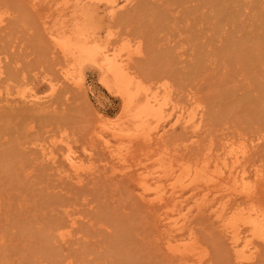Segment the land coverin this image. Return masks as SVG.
<instances>
[{"label": "rangeland", "instance_id": "374dc122", "mask_svg": "<svg viewBox=\"0 0 264 264\" xmlns=\"http://www.w3.org/2000/svg\"><path fill=\"white\" fill-rule=\"evenodd\" d=\"M55 1L0 0L5 13L0 37L6 39L0 44L1 70L19 67L17 78L1 82L2 96L10 88L43 98L41 105L0 102V264H180L163 244L156 210L139 198L133 176L149 175L157 182L151 186L168 188L178 180L181 162H193L210 148L212 156L224 155L231 145L255 156L247 167L251 175L264 165V2L157 0L166 14H141L117 25L105 0H98L97 18L89 19L86 6L80 11L85 23L76 26L73 20L66 27L57 11L66 2ZM195 4L197 13L183 17L178 11ZM232 11L238 14L228 19ZM72 33L94 39L89 46L103 49L97 60L79 50L63 55L57 40L75 37ZM115 49H123L120 60L149 87L140 97L146 108L163 107L140 137L121 135L136 124L124 113L122 96L109 90L98 63L105 50ZM68 70L84 78L85 88L64 78ZM30 104L38 117L12 126ZM183 115H191L193 129L200 123L197 134L179 122ZM67 153L83 161L82 169L68 168L62 158ZM160 156L169 157L166 165L177 164L175 171L158 166ZM194 228L209 262L234 264L214 218L201 219ZM257 251L246 264H264V241Z\"/></svg>", "mask_w": 264, "mask_h": 264}, {"label": "bare ground", "instance_id": "6f19581e", "mask_svg": "<svg viewBox=\"0 0 264 264\" xmlns=\"http://www.w3.org/2000/svg\"><path fill=\"white\" fill-rule=\"evenodd\" d=\"M65 2L67 8L70 6L72 7H70L71 9L69 8L70 10H67L66 7L60 8V6L58 7L59 9L56 10L58 11V15L60 14L59 20L63 18L61 19L62 23L66 27H69L73 20L76 26H82L85 23L87 17L80 13L83 7L88 6L91 8V13L88 14L89 19L97 18L98 16V10L100 7V2L98 0H76L73 5L68 3L69 0H65ZM253 2V0H242V3L245 4V6H248ZM53 3H51V6ZM55 3L57 2L55 1ZM36 4L37 3L33 5L36 6ZM162 5L163 4H157V0H123L122 3H119L117 0H105V8L108 17L110 18V21L114 22L113 24L117 23V25H119V23L120 25H123L125 22L127 23L141 14H166L167 9H162ZM51 6L50 8L52 10ZM180 6L181 5L178 7ZM199 6V4H195L190 7L183 6L180 7L178 11L182 12L183 17H187L196 10L197 13L199 11ZM200 11L204 10L200 9ZM237 14V12L232 11L228 15V19L235 18ZM3 16H5V13H0V24L4 21ZM48 16L50 17L51 15ZM68 17L69 19H67ZM263 19L261 18V20ZM7 20L8 19L5 21ZM10 20L11 19L9 18V21ZM13 20L10 22H13ZM10 22L8 23V26H10ZM261 24H264V21H261ZM0 31L2 32L4 30L0 29ZM50 35L53 37L54 33L50 31ZM71 35L75 36L76 34L72 33ZM1 37L2 40H0V44L2 45L6 39L5 35H2ZM93 40L94 39H92L91 36L87 35H77L73 38L67 36L61 40H57V45L60 47L66 58H69L71 54L79 50V54L88 53L92 59L97 60L103 49L98 45L90 47L89 43L94 42ZM122 50L118 51L115 49L112 52L110 50H105L98 63L101 71L104 73L103 75L105 76L106 85L109 90L116 91L122 96L125 102L124 113L128 115V120L133 122V126L134 123L136 124L133 127V129H136H132L133 132H129V134L122 132L121 135L140 137L141 135L150 132V123H148V121L151 118L159 116L162 113L163 107L161 104H158L156 106L153 105L152 108H146L144 104L145 102L141 100L140 97L142 95H148L146 91L149 87L145 86L143 84L144 82H140V74L136 76L137 73H131L130 71L132 68L126 66L122 62L123 60H120ZM166 50H168V48ZM166 59L171 64L175 63L174 57L171 58V56L168 55ZM10 62L13 64V61L10 60ZM4 64L5 62L3 63V59L0 57V102L2 100H6L9 103L31 102V104L41 105V99L43 100V98L39 96L36 91L26 94L20 90L10 91V88H7V97H3L5 95L1 87V82L4 79H8L10 81L14 80V78H17L19 74V67L17 68V66L14 68L10 67L8 70L5 69L7 70L6 73L4 69L2 71L1 68ZM6 64L10 66L9 62H6ZM129 68H131L130 71ZM138 70L136 72H138ZM4 74H6V76ZM64 78L71 83H75L79 88H85L84 78L77 74L75 70L65 71ZM5 81L7 82V80ZM154 102L160 103L159 99L155 97ZM30 107L28 105V107L26 106V109L24 107V110L22 109L19 111V114L17 113L19 116L18 120H12L14 121L12 126L15 124L17 126H21L22 124L24 125V122L26 123L28 119L32 118V116L38 117V110L36 109L35 111V108L31 107V109ZM35 112L37 115H35ZM44 112L45 111H43V113ZM41 113L42 112H39V115ZM46 113L47 112H45V114ZM17 114H13V116H11L16 117ZM11 116L9 115V117ZM183 117L184 118H179V122L182 121V123H185L183 127H190L195 132L196 126L198 125L199 129L200 123H195V129L189 125L188 121H191V115H187L186 117L183 115ZM7 120H4L5 123H7ZM177 124L179 123L177 122ZM15 129L17 130L19 128H16L15 126ZM165 132L166 131L164 130L163 133ZM197 132H195V134H197ZM106 143H111V141L108 139L106 140ZM45 149L46 148H44V150ZM210 149H205L206 152L205 150H202L204 154L201 152V156L198 153L199 156L196 155L193 162H181V164L178 165V180L176 178V183H172L168 188L165 187L164 184L160 185V182L158 183L159 185L151 186L156 180L149 177V175L145 174L139 176V178L134 175L133 177L137 182L138 191H140L139 198L146 204L147 207L152 210H156L155 216L156 218L158 217V220L161 222V224L159 223L161 227L160 225L158 226L161 232L159 230L158 231L163 235L162 239L164 241L162 239L161 240L180 264H213L211 261L209 262V251L201 246L200 240L194 228V224L197 221L212 218H214V222L219 224V232H221V235H223L228 241V245L230 246L231 253L233 255L232 257L235 260L234 264H246L258 256V244L264 241V165H261V167H258L255 170L253 169L254 173L251 175L247 170V167L250 162L256 160L254 155L242 152L237 147L231 145L230 148L224 152V155H217V157H214L211 153L212 149ZM44 152L49 156L55 157L56 155V153L52 151L50 153L48 151L47 153L45 150ZM259 156L261 157L262 154H259ZM164 157L166 156H160L157 158V162H160L158 166L161 165L164 167V171L170 172L169 170L173 167L175 168V165L177 164L172 165L173 163H170V161V164L168 163L166 165L163 163L165 162L163 161L165 159ZM191 157H193V155H191ZM62 158L65 162H67L69 169H75L74 171H76V169L78 171L79 169H82L81 167L83 165V161L78 159V156H75L74 154L68 155L67 153V155H64ZM166 158L169 159V157ZM213 163H215L214 169H212ZM63 167L65 168V166ZM171 170L175 171V169ZM161 175L162 174H160V177L163 178L164 176ZM218 176H221V178H218ZM156 177L157 176H154L155 179ZM212 199L214 201L213 205L216 204L214 211H212ZM207 211H209L210 214H206ZM194 212H196V214H200V216L195 217ZM160 234L159 237L161 236Z\"/></svg>", "mask_w": 264, "mask_h": 264}]
</instances>
